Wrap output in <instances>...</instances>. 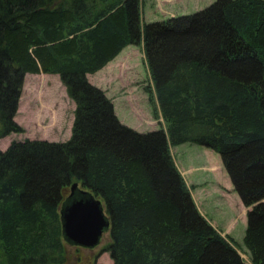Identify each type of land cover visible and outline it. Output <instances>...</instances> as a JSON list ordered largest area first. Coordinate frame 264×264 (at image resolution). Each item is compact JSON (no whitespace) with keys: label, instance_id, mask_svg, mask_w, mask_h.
<instances>
[{"label":"trees","instance_id":"16d2710c","mask_svg":"<svg viewBox=\"0 0 264 264\" xmlns=\"http://www.w3.org/2000/svg\"><path fill=\"white\" fill-rule=\"evenodd\" d=\"M129 45L143 49L158 130L121 124L88 81ZM40 73L58 75L75 104L71 136L0 150V264H94L62 239L73 182L105 206L113 264H264V0H215L151 23L142 0H0V139L23 131L24 77ZM189 142L218 153L248 208L249 263L177 167L171 148Z\"/></svg>","mask_w":264,"mask_h":264},{"label":"rangeland","instance_id":"374dc122","mask_svg":"<svg viewBox=\"0 0 264 264\" xmlns=\"http://www.w3.org/2000/svg\"><path fill=\"white\" fill-rule=\"evenodd\" d=\"M214 1L142 0L143 21L151 23L153 20L192 14L203 10ZM132 48L122 53L114 62L106 64L104 70L89 77L88 81L101 89L112 102L115 115L121 124L146 133L160 129L163 122L154 116L153 106L146 92L150 78L144 63L143 49L139 46ZM73 111L74 105L57 76L27 74L14 117V121L23 131L1 138L0 150L5 151L11 141L69 140ZM171 153L186 184L192 187L196 205L204 217L212 223L214 221L219 225H226L238 215L242 204L236 192L221 197L216 191L217 188L226 191V188L232 186L218 153L190 142L171 148ZM68 193L69 188L65 195ZM237 220L238 225L232 237L241 257L249 263V254L243 244L246 216L244 220L239 217ZM109 241L106 233L97 247L82 249L81 252L94 259V264H113L108 252L103 251Z\"/></svg>","mask_w":264,"mask_h":264},{"label":"water","instance_id":"95a60500","mask_svg":"<svg viewBox=\"0 0 264 264\" xmlns=\"http://www.w3.org/2000/svg\"><path fill=\"white\" fill-rule=\"evenodd\" d=\"M62 239L66 244L93 249L109 231L110 220L101 199L73 182L59 208Z\"/></svg>","mask_w":264,"mask_h":264},{"label":"crops","instance_id":"0c3cea01","mask_svg":"<svg viewBox=\"0 0 264 264\" xmlns=\"http://www.w3.org/2000/svg\"><path fill=\"white\" fill-rule=\"evenodd\" d=\"M178 16H180V15H178ZM173 17H175V16H173ZM157 21H162V20H153L152 22H157ZM146 23V22H145ZM136 48V46H133V45H129V46H127V47H125L124 49H122V51L113 59V60H111L110 62H108L107 64H110V63H112V62H114L116 59H118L119 57H120V55L122 54V53H125V52H127V51H129V49H131V48ZM132 48V49H133ZM106 66V65H105ZM105 66L101 69V70H104V68H105ZM100 71V70H99ZM99 71H97V72H99ZM96 72V73H97ZM33 75V74H32ZM35 75H38V74H35ZM39 75H42V76H49V75H45V74H39ZM93 75H95V73L94 74H91V75H88L87 76V78H89V77H91V76H93ZM53 76H57L58 78H59V76L58 75H53ZM73 103V102H72ZM73 105H74V103H73ZM74 109H75V105H74ZM74 120V115H73V119H72V121ZM73 123V122H72ZM226 188V187H225ZM216 191L221 195V197H223V195H227V194H231L232 192H233V189H232V186L230 187H228V188H226V191H223V190H221V189H216ZM194 192H192V195H193V198H194V201H195V203H196V199H195V197H194V194H193ZM199 209V208H198ZM199 211H200V209H199ZM246 208L242 205V206H240V210H239V213H238V215L237 216H235L231 221L229 220L228 222H227V224L226 225H219V224H217V223H215L214 221H213V223H212V221H210L211 222V224L214 226V227H216V228H218L220 231H222V234L223 235H228V236H230V237H232L233 235L232 234H234V231H235V229H236V227H237V225H238V217H239V219H243L244 220V218H245V216H246ZM245 228H246V226H245ZM243 236V235H242ZM233 238V237H232ZM242 238V237H241ZM234 239V238H233ZM246 251H247V249H245Z\"/></svg>","mask_w":264,"mask_h":264}]
</instances>
